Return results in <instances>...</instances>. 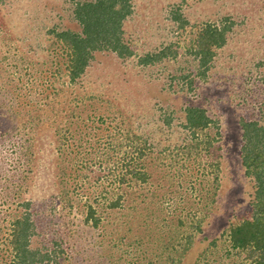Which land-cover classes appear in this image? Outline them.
<instances>
[{
  "label": "rangeland",
  "instance_id": "obj_1",
  "mask_svg": "<svg viewBox=\"0 0 264 264\" xmlns=\"http://www.w3.org/2000/svg\"><path fill=\"white\" fill-rule=\"evenodd\" d=\"M78 1L0 0V264L13 258L9 241L24 210L44 227L46 241L55 236L63 243L65 253L46 264L248 263V251L232 247L230 230L252 215L257 199L256 180L242 163L241 120L264 125V0H131L123 37L135 55L122 59L98 51L81 80L71 85L59 69L65 52L48 32L81 29L73 11ZM176 8L188 21L184 28L171 18ZM229 19L235 25L227 44L217 50L207 77L199 78V60L190 49L198 25ZM169 43L179 51L174 61L139 63L140 55ZM184 73L188 79L179 78ZM190 77L197 79V88L182 90ZM189 105L206 108L217 125L206 128L217 137L210 149L220 153L222 163L214 207L200 193L212 190L208 161L215 156L202 150L201 164L193 156L181 159ZM61 124L66 136L58 151L52 135ZM126 134L139 145L148 139L156 151L165 145L174 151L155 160L161 170L153 171L150 184L124 186L130 195L121 207L104 204L102 221L93 226L85 220V198L101 192L96 180L105 173L95 161L109 142L124 145L120 156L130 150ZM174 170L169 187L163 174ZM30 199V207L22 204ZM191 203L211 206L208 215L200 214L202 231L191 226L192 216L188 224L178 223ZM188 233L194 240L187 250L165 247Z\"/></svg>",
  "mask_w": 264,
  "mask_h": 264
},
{
  "label": "trees",
  "instance_id": "obj_2",
  "mask_svg": "<svg viewBox=\"0 0 264 264\" xmlns=\"http://www.w3.org/2000/svg\"><path fill=\"white\" fill-rule=\"evenodd\" d=\"M73 11L75 19L81 25L80 30L53 28L48 32L51 37H55L59 42L67 57L64 67L59 69L65 71L68 83L74 85L79 79L81 80L98 51H112L122 59L135 55L133 47L123 37V21L132 13L131 0H81L76 2ZM171 18L178 22L179 28H184L188 23L182 11L177 8L172 10ZM234 25L235 21H230V19L229 21H223L222 24L205 22L198 25L197 35L190 49L199 60L197 70L199 78L205 79L207 77L217 50L227 44L229 32ZM178 55L177 47H174L173 43H169L163 45L157 51L140 55L139 63L143 65L161 64L167 59L174 61ZM184 72L188 71L185 69ZM186 74L180 75L179 78L188 79L190 75ZM197 84V79L190 77L189 80L184 81L182 90L194 91ZM185 112L187 122L184 126L188 129L189 135L180 148L183 152H180L181 159L182 157L191 158L192 156L199 158V152L202 150H205L206 155L215 156L213 160L209 159L208 161L212 175V190L210 187L207 191L202 190L200 193V198H208L209 202L212 203V207H214L219 198V189L222 186V163L220 153L210 149L214 146L213 141L217 140V137L211 138L206 128L212 124L215 127L217 125L207 114L206 108L202 106L189 105L185 108ZM167 123L170 124V120ZM65 126L63 124L57 126L52 135L55 138L57 137L59 141L58 151H62L63 138L66 136L64 133ZM241 127L243 139L245 140L241 150L242 163L247 167L248 175H252L256 180L257 199L253 202L252 215L240 224L234 225L230 230V237L233 248L248 251L250 261L246 264H264V125L258 124L256 121L242 119ZM200 134H203L205 138L199 137ZM126 136L130 138L128 141L131 146L130 150L126 149L120 156V149L124 145L122 143L113 145L112 142H109L110 147L106 144L107 149L104 151L103 156L95 161V164L99 163L100 166H103L105 173L96 180L97 186H102L101 192L95 195L96 197L93 200L90 195L85 198V220L93 226L98 227L102 221L99 209L104 204L108 203L107 207L114 209L121 207L124 204V199L130 195L128 191H125L124 186L131 189L132 187L150 184L151 180H154L153 171L159 174V170H161L155 160L169 158L174 151L170 145H165L156 151L154 146L149 144L148 139H143L144 144L139 145V143L134 142L133 139L135 138L128 136V134ZM175 148L178 149V147ZM255 151L256 155H252ZM177 157L178 154L176 159ZM203 157L199 158L200 164ZM175 161L176 164L179 163L178 160ZM175 161H171L172 166H175ZM163 175L170 179L169 187L172 186L176 171L164 172ZM105 184L106 187H104ZM109 185L111 188L108 187ZM112 192L113 197L111 196ZM139 195L141 196L142 193H139ZM191 200V198H187V201L191 202ZM22 204L30 207L31 199L22 202ZM190 207L192 208L181 212L177 218L178 223L184 226L188 224V219H191L189 217L192 216L191 226L196 228L197 231H202L200 214L203 212V214L208 215L211 206L205 204L204 207L199 208L193 207L191 203ZM36 222L37 219L32 218L31 213L25 210L22 211V215L15 218L12 237L9 241L13 254L10 264H46L55 256L58 259V256L65 253L63 243L58 237L54 236L52 241H46L44 227L40 229L42 226ZM193 240V233L183 234L182 237L177 236V239L172 240L168 245L165 244V247L167 249L171 247L176 251L178 249L187 250ZM37 242H44V244L38 246ZM176 259V257L172 258L173 261Z\"/></svg>",
  "mask_w": 264,
  "mask_h": 264
}]
</instances>
